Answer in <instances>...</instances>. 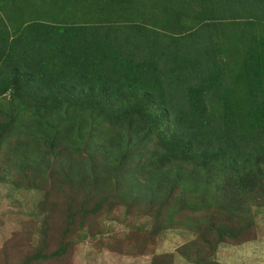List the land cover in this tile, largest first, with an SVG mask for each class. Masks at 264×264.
<instances>
[{
	"label": "trees",
	"instance_id": "trees-1",
	"mask_svg": "<svg viewBox=\"0 0 264 264\" xmlns=\"http://www.w3.org/2000/svg\"><path fill=\"white\" fill-rule=\"evenodd\" d=\"M7 178L43 217L0 264H67L87 234L131 253L111 224L144 210L153 239L195 228L151 264H221L264 212V0H0Z\"/></svg>",
	"mask_w": 264,
	"mask_h": 264
},
{
	"label": "rangeland",
	"instance_id": "rangeland-1",
	"mask_svg": "<svg viewBox=\"0 0 264 264\" xmlns=\"http://www.w3.org/2000/svg\"><path fill=\"white\" fill-rule=\"evenodd\" d=\"M17 190L13 186V180L6 179L0 183V250L6 247L13 240L23 241L27 231V223L35 219L41 220L43 216H37L36 203L39 198L37 192H28L24 189ZM114 207L115 213H121V206H117L111 202L102 205L100 211H105ZM144 214L150 218L153 216L149 210H144ZM186 216V215H185ZM191 214H187L183 218L184 222L199 223L200 217L196 216L191 218ZM132 218V219H131ZM143 216L138 219L136 216L130 215L132 223L136 227L141 225V233L125 234V228L120 225L111 224V230L120 238V241L127 240L126 247H135L138 249L131 253L113 252L107 248L113 234L100 235L96 239H91L88 234L85 236L84 241H79L70 250V259L67 264H151V253L163 254L166 252H174L176 247L190 241L194 238L190 229L178 230H162L156 239H153L159 227L152 219ZM181 221V220H180ZM250 228L247 238L252 241L242 246L229 247L220 246L217 251V260L221 264H264V212L255 216L254 220H250ZM103 223V221H100ZM203 226L201 225V229ZM122 234V236H121ZM56 237V231L52 232ZM82 236V233L75 230L71 235L67 236V240L73 237ZM125 236L127 239H125ZM116 237L117 241L119 239ZM34 237L33 239H35ZM149 239V240H148ZM120 246V244H119ZM121 247V246H120ZM138 252V256H137ZM17 257L20 254L15 253ZM174 264H189L183 257L176 256Z\"/></svg>",
	"mask_w": 264,
	"mask_h": 264
}]
</instances>
